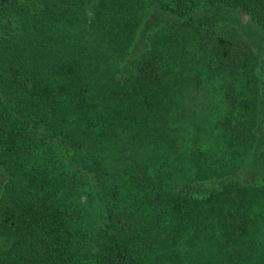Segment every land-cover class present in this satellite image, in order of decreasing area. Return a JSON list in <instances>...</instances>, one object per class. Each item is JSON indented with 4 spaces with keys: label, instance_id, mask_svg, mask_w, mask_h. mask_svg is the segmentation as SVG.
<instances>
[{
    "label": "trees",
    "instance_id": "trees-1",
    "mask_svg": "<svg viewBox=\"0 0 264 264\" xmlns=\"http://www.w3.org/2000/svg\"><path fill=\"white\" fill-rule=\"evenodd\" d=\"M263 51L264 0H0V264H264Z\"/></svg>",
    "mask_w": 264,
    "mask_h": 264
},
{
    "label": "rangeland",
    "instance_id": "rangeland-1",
    "mask_svg": "<svg viewBox=\"0 0 264 264\" xmlns=\"http://www.w3.org/2000/svg\"><path fill=\"white\" fill-rule=\"evenodd\" d=\"M244 25H245V28H246V29L244 28V29H243V30H244L243 32L249 37V39H252V37H254V36L257 35V31L247 29V28H252L250 22H247V23L244 24ZM253 29H254V28H253ZM257 39H258L259 42L262 41V38L260 37V34L258 35ZM262 54L264 55V51H263Z\"/></svg>",
    "mask_w": 264,
    "mask_h": 264
}]
</instances>
